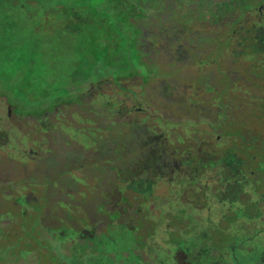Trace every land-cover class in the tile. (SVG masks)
<instances>
[{"label":"rangeland","instance_id":"obj_1","mask_svg":"<svg viewBox=\"0 0 264 264\" xmlns=\"http://www.w3.org/2000/svg\"><path fill=\"white\" fill-rule=\"evenodd\" d=\"M201 2L150 10L132 68L120 71L98 60L94 41L86 50L94 25L68 19L72 0H0V264H58L80 230L105 241L135 227L137 240L154 236L152 252L138 250L152 263L223 264L237 248L242 264L264 259V50L244 51L223 6L203 12ZM199 88L206 105L225 101L232 125L213 163L180 171L201 145L187 133ZM143 174L152 194L148 181L127 185ZM89 254L74 263L96 264Z\"/></svg>","mask_w":264,"mask_h":264},{"label":"trees","instance_id":"obj_2","mask_svg":"<svg viewBox=\"0 0 264 264\" xmlns=\"http://www.w3.org/2000/svg\"><path fill=\"white\" fill-rule=\"evenodd\" d=\"M82 1L83 2H80L79 0L77 3L76 0H72L70 5L68 4V6H64L62 9L67 12L68 19L74 14L83 17L87 16L92 19V22L90 23L94 25V28L90 31L85 30L86 43H84V45L87 48L86 50H88V48H90V50L93 49L91 42L94 41V51H97L98 60L106 62H112L113 60L119 63H124L120 67V71H126L129 68H132L129 66L128 62L131 57H135L134 55H136V52L140 51L138 48L139 40L137 38V33L141 32L139 22L146 18L147 13L150 12V10H154L157 13L161 11L159 9L161 6L167 5L168 7L165 9V13L167 14V10L177 3V0ZM222 1L220 3H215L216 0H208L207 4L201 2L203 12H211L216 9L215 7L217 4H221V6H223L221 7V10H226V12L222 14L224 25H231L232 30L234 31L233 34L236 36H239L240 34L243 37L240 44L242 43L244 51L249 50L250 43H253L254 48H256L252 52L264 50V0ZM178 2L183 3L184 6L194 3L197 7L198 4H200V0H178ZM149 4L150 6H148ZM252 15H256L258 18L256 22L251 21ZM82 22L75 24V29L72 26H67V32L71 31L75 34L78 33L80 29L82 31L87 25L82 24ZM159 26L160 25L154 27L158 28ZM130 47L131 49L129 53L128 48ZM67 95H70V92L67 91V94L64 96ZM155 229L157 230L158 227H155ZM125 231L127 233H122L121 231L115 232V239L113 234L104 233V235L102 233L101 236H105V241L101 238H98L95 241V239L99 237L97 234L85 238L83 231L80 230V234L83 235L77 237V241L74 242V239L69 238V240H73V248L76 251L75 254L72 255V257L70 255V257L61 255V258L58 259V264H75L81 262L82 256L88 253H90V257L88 258L90 259L89 261H94L96 264H161L158 259L154 263L146 260L142 253L138 251L139 249L142 250L149 248L148 250L152 252L149 243L150 240L152 241L151 244L155 243L154 236L152 239H149L146 238L145 233H140L142 236L137 240L136 238L137 236L139 237V232L136 231V227L134 229L125 228ZM128 235L129 237L131 236V238L129 239V244L125 245L122 241H126L124 237ZM110 239H112V244H110ZM169 243V245H174L173 242ZM261 243L264 244V240H262ZM170 249L172 248L169 247L166 250L168 251ZM237 249L235 251L231 250L230 259L224 260L223 264H242L240 258L237 257ZM249 249L251 248L249 247ZM99 252H101V254L97 255ZM244 255H242V257ZM248 257L249 256L246 255L244 258L247 259ZM248 260H252V258L249 257ZM214 261L215 258L212 257L211 262ZM164 264H177V260L171 261L168 257L167 262ZM257 264H264V259L261 258L260 262Z\"/></svg>","mask_w":264,"mask_h":264},{"label":"flooded vegetation","instance_id":"obj_3","mask_svg":"<svg viewBox=\"0 0 264 264\" xmlns=\"http://www.w3.org/2000/svg\"><path fill=\"white\" fill-rule=\"evenodd\" d=\"M201 92H202V90L199 88L195 94V99H197V102L193 100V103L190 104L191 108L193 110H195V112L197 113L196 119H199V120H196V122H194V120H193L191 123H189L190 129H189V132H187V133H190V136H193L195 134L198 137L201 136V139H202V140L200 139L201 145H199L197 147V151L195 153H193V151H191V150L185 151L187 153L186 159L183 158L178 162V164L177 163L175 164L176 169H180V171H182L186 167V165L190 164L189 162L196 161V166H197V164L203 165L205 163V161H207L209 158H211L212 152L214 150H216L217 147L219 148V145L222 141L223 136H226L224 134V132L229 134L227 132V131H229V129H226V128L231 127V125H232L231 118H229L230 113L225 109V108H228V105L225 103V101L222 100L221 104L216 103V104L206 105V103H208L209 100L205 102L204 97H203ZM107 103H109V102H107ZM204 103H205V105H203ZM199 108H201V109H199ZM212 108H214V109H212ZM133 109L135 110V108H133ZM131 110H129V111H131ZM138 111L143 112L141 108H138ZM113 113H117V110H116V112H113ZM163 125L168 126L169 130L172 127H174L173 125L171 126L170 124H163ZM151 131L152 130H150V132H149V130H148L147 133H151ZM209 134L211 136H214V138H215V140H213V142H212L214 145L210 142L211 141V140H209L210 138L207 137ZM184 137L185 136L181 137L180 139L184 140ZM195 142L196 143L191 142V145H197L199 140H197ZM203 145L206 147L205 153H211V154H209V155L204 154L203 149H202ZM209 162L213 163L212 158ZM183 166H184V168H183ZM197 168L198 167H195V169H197ZM146 174L133 177V180L130 181L129 183L127 182V185L133 184L134 186H137L139 188H143V187H141L143 181H145L147 184L150 181ZM200 177H201V175L197 176V178H198L197 182H199V179H202ZM194 181H193V183H195ZM149 183H150V189H148L149 194H152L151 191L154 189L155 186H154V183H152V182H149ZM173 185L175 186V189H174L175 194H179L181 186L177 183H174ZM194 186H196V185H194ZM194 188L196 190H200L201 188H204V187L202 186V184L201 185L199 184ZM212 206L213 205H211V207ZM208 208L210 209V207H208ZM212 209H210V210H212ZM191 222H213V221H211L210 218H206V219L195 218Z\"/></svg>","mask_w":264,"mask_h":264}]
</instances>
